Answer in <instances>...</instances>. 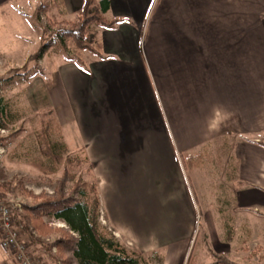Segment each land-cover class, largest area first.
Masks as SVG:
<instances>
[{"label":"crops","instance_id":"obj_1","mask_svg":"<svg viewBox=\"0 0 264 264\" xmlns=\"http://www.w3.org/2000/svg\"><path fill=\"white\" fill-rule=\"evenodd\" d=\"M109 1L105 17L119 22L94 30L103 57L81 52L83 68L62 59L48 96L59 125H75L96 161L113 231L132 237L133 228L158 227L178 242L173 264H181L195 204L180 156L200 171L221 155L216 171L226 181L211 184L200 210L220 215L223 202L235 215L208 242L212 252L264 264V0ZM52 3L58 21H69L83 0ZM217 140L222 149L212 148ZM226 225L232 238L222 245ZM0 251V264H17Z\"/></svg>","mask_w":264,"mask_h":264},{"label":"rangeland","instance_id":"obj_2","mask_svg":"<svg viewBox=\"0 0 264 264\" xmlns=\"http://www.w3.org/2000/svg\"><path fill=\"white\" fill-rule=\"evenodd\" d=\"M41 4H44L45 7L39 8ZM56 13L57 11L53 9L52 0H10V2L0 7V24H4L2 28L0 26V98L3 99V102L8 108L7 121L3 127H0V187L3 186L9 189L10 186L19 183L27 193L36 196L42 193L52 194L56 181L64 168L74 171L77 176H82L84 180L88 181L90 178L85 172H87V168L91 167L93 170L92 175L98 180V189L100 191V177L98 176L99 172H97L96 161L92 160L90 162L88 159L89 164H80L78 167L71 165L67 161V159H78L83 154L86 155L83 149L86 145H84V141L75 125L63 124L59 125V131L52 130L50 144L57 148V152H59L62 158L60 161H54L56 166L54 173L44 174L33 164L34 161H42L44 163L52 162L50 154L46 152L44 146L41 144L40 135L43 123L48 118L47 110L49 108L53 110L49 103L48 90L54 79V68L66 56H71L76 53H79L81 56V52H84L77 51L73 47L71 40L67 38L63 44H51L44 51L41 60L32 58L41 46L42 28L47 29L45 31L47 35H51L56 32L55 29L64 26L63 24H50L51 20L57 19L58 21ZM36 14L39 16L37 17ZM73 18L74 16L69 21L73 20ZM96 26H89L90 33L93 35ZM53 116L58 122V116L54 110ZM220 141H214L215 143L212 145V148L216 146L219 148ZM212 157L209 156L206 158L205 165L199 171L180 156L183 168V180L195 204L193 206L195 215H192L194 225L191 227L190 234H186V237L184 236V243L187 244V247H191L189 258L194 257V264H209L210 260H213L211 251H214V248L217 247L214 246L213 248L209 244L208 238L210 235L207 233L210 231L214 232L217 229L216 225L218 223L221 228L226 220L227 223L230 219L233 221L235 215L230 212V208L223 202L215 205L222 208L223 211L220 215H206L205 213L202 215L206 207L205 202L202 201L204 199L203 196L208 197V193L213 190L210 187L211 184L215 183L216 185L218 181L222 183L226 181L224 171H216L217 166L220 165H217L218 162H215L219 158L223 160L224 156ZM90 158L92 159V157ZM209 161L213 164L210 165L211 163ZM223 164L225 165L224 161H222V167ZM71 185L72 182H68L66 188L69 189ZM228 189L226 192H228ZM219 192L224 200L225 190L222 188L219 189ZM218 198H221L219 194ZM26 200L27 196L18 192H8L7 198L0 200V203H16L21 206ZM200 209H202V212ZM260 215L262 214L259 212L249 210L250 220L260 219ZM108 217V211L101 202L99 218L101 226L108 232L113 233L122 244L125 243L128 245V249L133 248L142 253L147 259L148 264H161L162 258H165L164 264H173L174 258L172 254L174 252L176 253L174 248L177 247L178 243L174 241L173 237L168 236L164 238L160 234L158 227L155 230L153 229V231L149 230V228L140 227L137 232L133 228L132 237H120L118 233L113 231L114 228L111 218L109 217L108 219ZM42 222L54 228L67 227L64 221L54 215L43 216ZM219 232L221 235L222 232ZM52 237L49 240L52 241ZM128 237L132 238V242L134 241L140 246L153 250L143 253L136 245L129 244L131 241ZM43 238L44 240L48 239L46 237ZM162 239L164 240L163 242L161 241ZM225 240L226 236L221 235L220 244L225 245V242H227ZM232 245L239 246L240 244L237 240H234ZM31 246L32 249L30 250ZM28 249L30 254L40 258L44 264H57L55 259L47 255L41 248V245L33 243ZM187 252L185 251L182 256H187ZM0 254L3 256L6 253L0 251Z\"/></svg>","mask_w":264,"mask_h":264},{"label":"trees","instance_id":"obj_3","mask_svg":"<svg viewBox=\"0 0 264 264\" xmlns=\"http://www.w3.org/2000/svg\"><path fill=\"white\" fill-rule=\"evenodd\" d=\"M41 7L44 8L45 5L41 4L39 8ZM109 8V0H83L82 7L74 15L73 20H51L52 25L63 24L64 26L55 29L56 32L51 35H47L45 32L47 29L42 28L41 46L32 58L40 60L51 44H63L67 38L71 40L77 51H87L103 57L94 35L90 33L89 26L113 28L119 20H108L105 17ZM65 61L72 62L80 68L84 67V61L79 53L66 56ZM7 109V105L0 98V127H3L7 121ZM47 114L48 118L41 128L40 139L44 149L50 154L52 162L34 161L33 164L42 173L52 174L56 171L54 161H60L62 158L57 148L50 144V136L52 130L59 131L60 126L53 116L52 109L49 108ZM67 161L75 167L80 164H89L84 154L81 158L67 159ZM92 172L91 167L87 168L85 173L90 178L87 181L82 176H77L74 171L64 168L52 194L32 195L27 193L19 183L10 186L9 189L1 186L0 200H5L8 192H18L27 196L26 202L14 209L12 220L20 231L22 240L29 246L33 243L41 245V248L47 255L54 258L57 264H148L142 253L126 248L113 233L101 226L98 180ZM68 182H72L69 189L66 188ZM45 215H54L64 221L67 227L54 228L45 225L42 222V217ZM225 235L226 240L231 241L232 227L229 225H226ZM51 236L54 237L52 241L49 240ZM42 237L48 239L44 240ZM52 248H55V252ZM186 252L187 256L183 257L181 264H194V257L189 258L191 247H187ZM211 255L213 257L211 264H248L212 251Z\"/></svg>","mask_w":264,"mask_h":264},{"label":"built area","instance_id":"obj_4","mask_svg":"<svg viewBox=\"0 0 264 264\" xmlns=\"http://www.w3.org/2000/svg\"><path fill=\"white\" fill-rule=\"evenodd\" d=\"M17 206L19 204L0 203V246L13 256L17 264H44L40 258L30 254L29 245L20 239L18 228L12 220L13 209ZM52 250L55 252V248ZM2 264L10 263L4 261Z\"/></svg>","mask_w":264,"mask_h":264}]
</instances>
